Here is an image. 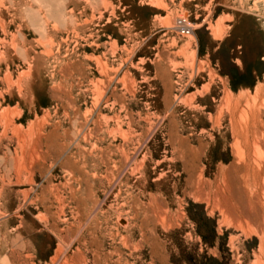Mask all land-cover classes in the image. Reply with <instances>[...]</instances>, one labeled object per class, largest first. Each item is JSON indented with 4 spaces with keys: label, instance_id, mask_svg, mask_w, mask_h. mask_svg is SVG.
Listing matches in <instances>:
<instances>
[{
    "label": "rangeland",
    "instance_id": "obj_1",
    "mask_svg": "<svg viewBox=\"0 0 264 264\" xmlns=\"http://www.w3.org/2000/svg\"><path fill=\"white\" fill-rule=\"evenodd\" d=\"M0 264H264V0H0Z\"/></svg>",
    "mask_w": 264,
    "mask_h": 264
},
{
    "label": "built area",
    "instance_id": "obj_2",
    "mask_svg": "<svg viewBox=\"0 0 264 264\" xmlns=\"http://www.w3.org/2000/svg\"><path fill=\"white\" fill-rule=\"evenodd\" d=\"M174 29L176 30V32L180 35V36H188L191 35L192 30L190 29V27L186 24L185 20L178 18L175 21V26Z\"/></svg>",
    "mask_w": 264,
    "mask_h": 264
},
{
    "label": "bare ground",
    "instance_id": "obj_3",
    "mask_svg": "<svg viewBox=\"0 0 264 264\" xmlns=\"http://www.w3.org/2000/svg\"><path fill=\"white\" fill-rule=\"evenodd\" d=\"M245 114V113H244ZM241 115V114H240ZM244 157V156H243ZM247 169H248V167H247Z\"/></svg>",
    "mask_w": 264,
    "mask_h": 264
}]
</instances>
